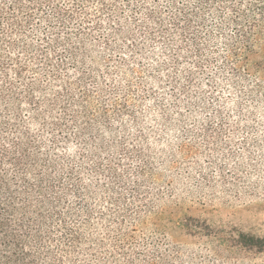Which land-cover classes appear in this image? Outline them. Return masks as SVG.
<instances>
[{
  "label": "rangeland",
  "instance_id": "obj_1",
  "mask_svg": "<svg viewBox=\"0 0 264 264\" xmlns=\"http://www.w3.org/2000/svg\"><path fill=\"white\" fill-rule=\"evenodd\" d=\"M255 1L0 0V133L60 264H264Z\"/></svg>",
  "mask_w": 264,
  "mask_h": 264
},
{
  "label": "trees",
  "instance_id": "obj_2",
  "mask_svg": "<svg viewBox=\"0 0 264 264\" xmlns=\"http://www.w3.org/2000/svg\"><path fill=\"white\" fill-rule=\"evenodd\" d=\"M252 5L264 22V0ZM60 42L62 52L68 51L76 61V50L69 48L67 40ZM17 152L10 138L0 133V264H60L63 246L56 245L50 229L45 228L42 204L30 200L32 184L23 171V153ZM237 238L247 249L264 250V238L243 232Z\"/></svg>",
  "mask_w": 264,
  "mask_h": 264
}]
</instances>
